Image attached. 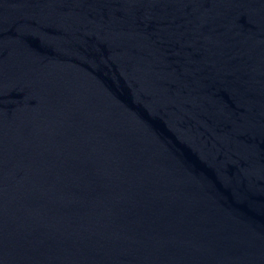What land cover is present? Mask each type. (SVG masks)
Listing matches in <instances>:
<instances>
[{
	"label": "water",
	"instance_id": "water-1",
	"mask_svg": "<svg viewBox=\"0 0 264 264\" xmlns=\"http://www.w3.org/2000/svg\"><path fill=\"white\" fill-rule=\"evenodd\" d=\"M0 264H264V0H0Z\"/></svg>",
	"mask_w": 264,
	"mask_h": 264
}]
</instances>
